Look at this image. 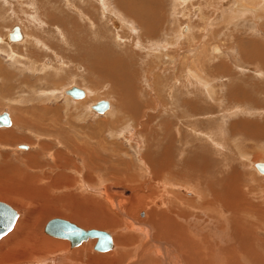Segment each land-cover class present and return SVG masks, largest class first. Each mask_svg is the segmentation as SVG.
Segmentation results:
<instances>
[{
  "label": "rangeland",
  "instance_id": "obj_1",
  "mask_svg": "<svg viewBox=\"0 0 264 264\" xmlns=\"http://www.w3.org/2000/svg\"><path fill=\"white\" fill-rule=\"evenodd\" d=\"M12 1L14 2L13 5L8 6L13 8L14 13L9 14L7 13L9 7L0 0V35L8 34V31L16 25H19L24 33L28 32V42L25 39V34L22 40L7 41V45L20 42L10 46L11 49L28 58V60L21 61L26 66L29 65L30 57L33 55V63L37 66L36 73H33L30 72L32 71L30 67L25 68L18 62L14 64L16 60L13 59L12 61L9 56L0 59V63L9 68L8 79L6 78L8 82L5 81L4 76H0V113L4 109H8L11 113V119H13L11 126L0 127L1 132L6 131L0 132L1 135L3 134L2 138L0 135V201L10 204L19 212L18 221L13 229L16 230L18 226L20 228L21 225L19 224L31 216L30 214H34L37 206H40L41 200L43 201V198H40L37 193L36 198L34 192L37 191L35 190H38V187L46 186L48 182L53 180L57 181L58 187L48 188V193L51 196L77 199L79 200L77 204L80 200L100 197L106 205L105 209L117 219V224L120 221L118 226H99L88 224V218L82 215H72L74 217L72 218L68 213L48 212L44 215L45 217L43 216L44 218L41 217V222L43 221V224L41 223L42 235L49 239L68 241L69 244L67 247L64 245L55 246L54 251L52 249L42 251L40 255H43L42 258L45 257L43 262H36L35 253L32 252L33 257L29 254L30 256H26L28 260H22L19 264H80V258L83 259L84 264H100V262L106 264L110 259H115L114 255L107 257V260L106 257L103 258V253L107 252L95 251L93 247L96 242L93 243L92 240H88V243L83 246L91 249L82 251V245H79L80 248L79 246L77 248L71 247L69 240L47 234L45 232L46 224L54 217L78 222L79 226L86 229L99 228L113 232L114 235L116 234L115 245H117L114 250L127 252L125 259L130 260V262L125 259V261L120 260L119 263L138 264L141 259L136 254L139 243L126 244L120 241V237L129 234H132V237L136 234L131 229L132 226L126 223L127 220L131 221L132 219L138 223H143L145 221L143 217H146L147 213L150 212V208H155L151 206L152 204L157 208H163L166 205L169 198L166 197L168 195L165 190L172 189L168 184L170 183L169 178L163 176L162 173L161 175L156 174L157 178H155L147 160L150 158L152 163L161 160L165 156V150L169 149V143L178 148L172 152L175 162L185 158V142L181 138L174 142L175 139L172 136L176 132V128L180 127L182 131L186 132H182L185 138L186 135L187 137L193 135L191 127L199 126L200 129H203L210 124V127H214L217 123L220 124L219 133H222V137H217L221 143L225 141L226 137H233L234 135L230 133L238 132L242 126L246 127V130L243 128L242 134L249 135L251 127H256V124L252 123L254 120V122L258 121L257 123H260L261 126L264 125V16H262L264 15L262 10L264 9V0H233L232 6L235 8L232 7V11H227L228 17L227 14L221 15L217 18L218 20H216L215 15L224 12L222 3L229 0H185V7H179V0H155L156 2L153 0V4L156 5H152L157 6V11L159 10L155 13H158L157 15L154 13L151 15V20L156 22L155 30H153L155 34L152 30L149 33L143 28L141 24L144 19L141 20V24L136 22L140 24L139 26L123 23L118 18L115 21L109 16L113 14V11L110 14L109 11L104 10L97 14L98 9L96 8V10L91 4L87 6H91L88 11L83 9V0H42L38 3V5L44 4L43 9H40L41 12H44L46 7L48 12L53 13L54 16L69 12L74 16L76 15L75 18L80 24L66 22L68 27L49 28L48 25L52 23L50 22L47 26H40L31 17L33 11L30 9L33 8L30 5L34 0ZM93 1L99 6L102 4L101 0ZM119 1L121 3L122 0ZM133 2L135 3V0ZM133 2H131V6L126 3V6L131 8L132 5L134 6ZM112 3H115L114 6L117 10H121L119 9L121 8L119 2L117 4L112 0ZM247 3H249L248 8ZM78 9L81 12H78ZM151 9L155 11L154 7ZM83 12H88L89 17H95L96 21L99 22L96 33L90 21L83 20ZM65 24L64 26H66ZM189 27L191 30L188 32L187 28L189 29ZM179 29L181 33L188 34L180 39L176 38ZM145 32L147 37L143 36L146 35ZM149 35L150 37H148ZM115 39L121 42H116ZM166 44H169L167 48L165 47ZM216 46H220L219 53H216ZM100 48L104 49L101 51ZM7 49L9 48L7 47ZM105 50L109 51L106 52ZM248 51L249 58L247 57ZM32 52L33 54H31ZM102 54L105 57L108 55L106 58L110 59L109 64L111 63L117 69L113 73H98L100 63L97 60ZM113 60L116 63L119 61L120 66L119 63L112 62ZM44 64L45 68L42 70ZM194 65L197 67L196 69ZM22 71H25L26 76ZM21 81H24L23 84ZM5 82L8 83L7 86ZM25 82L27 83L25 84ZM72 85L86 89L87 96L84 99L73 100L64 95L63 90ZM233 85L234 89L229 90V88H233ZM9 86L10 88H8ZM201 88H209L212 92L214 90L213 101L215 102L207 95L208 90L206 89L208 92L206 94L205 90ZM91 91L94 94H92L93 97L89 96ZM230 91L232 94L230 93L229 97ZM217 93H220L222 99ZM103 99L110 101L111 107L107 112L100 114L91 109L93 103ZM224 104L227 106H223ZM209 106H212L211 109ZM230 106L233 111L236 106L246 107V110L233 112L228 110L231 109ZM247 107L251 108L250 111L252 112H247L249 111ZM211 110L215 114L218 112V116L216 114L214 117L216 122L208 118L211 117L209 116L212 113ZM32 119H35V123ZM30 120L31 123H28ZM164 120L170 122L171 134L170 130L163 132ZM236 122L238 126L232 129L231 124L235 126ZM25 124H29L30 127ZM239 127L241 128L239 129ZM9 131L14 133L16 137L10 140L4 137L7 136L6 133H10ZM54 132H58L57 135ZM169 135L171 139L173 138L172 142L168 138ZM22 137L27 140H22ZM249 141L246 143L253 148H249L251 151L247 161L252 167H250V171V168L246 167H241L242 169L239 171L247 170L248 179L256 180L259 178L258 176H261L263 177L262 181H264V174L258 168L256 169L260 172L253 167L254 162L264 161V137L259 142L257 140V143L254 140ZM188 143L192 145L190 141ZM230 143L232 147L233 141L230 140ZM19 144H28L30 147L27 150L24 148L17 149ZM255 150L258 152L256 153ZM58 151H61V157L55 155ZM230 152V149L225 152L226 160L230 159ZM155 155L158 156L157 160ZM58 173L60 174L57 175ZM251 173H255V175ZM253 176L254 178H252ZM88 178L91 179L88 180ZM103 182L107 185H113L110 188L113 194L121 192L126 196H132L131 200H128L126 204L124 203L125 205L122 203L121 206L116 204L114 206L113 203L106 201V198L104 200V197L99 196V193L84 187V184H88L92 187L91 189L95 190ZM163 183L167 184L166 187ZM115 184L123 187L114 189ZM22 187L26 190L21 189ZM175 189L177 191L178 188ZM33 190L34 192H32ZM183 190L181 197H193L189 191ZM7 191L13 193L12 198L4 195ZM138 194L140 197H144L145 202L144 199L140 203L137 202L136 196ZM165 198L167 199L165 200ZM63 200L59 204L70 205L71 202L67 203ZM159 200L163 204H158ZM151 201L155 202L152 203ZM59 209L68 210L64 207ZM143 212L145 213L144 216L142 215ZM124 222L126 226L122 224ZM11 232L14 233L15 231L12 230ZM10 235V233L6 235L8 239L6 236H4L6 238L0 239V246L9 243ZM134 240L136 239L132 238L131 242ZM72 256L75 258L70 259ZM137 257L140 259L138 261L136 259V262L135 258ZM121 261L123 262L121 263ZM82 262L81 264H83ZM141 263L146 264L147 262H140L139 264Z\"/></svg>",
  "mask_w": 264,
  "mask_h": 264
},
{
  "label": "bare ground",
  "instance_id": "obj_2",
  "mask_svg": "<svg viewBox=\"0 0 264 264\" xmlns=\"http://www.w3.org/2000/svg\"><path fill=\"white\" fill-rule=\"evenodd\" d=\"M1 1L3 2V4L5 6H8V5L10 6V5H13V3H14L12 0H1ZM83 1H84V3L82 2L83 3L82 5L84 7L83 9H86L87 11H88V9L91 8V6H93L95 9L96 8L98 9V11H97L98 13L96 12L97 14H100L101 11H104V10L109 11L110 14L113 11L114 15L112 14L109 16L111 18H114L115 21H117V18H118V20H120L123 23L137 24L139 22L141 24V20L144 19L143 23L141 24L143 26V28L146 29V31H149V33L151 30H152V32H153V30H155L154 25L156 22H155V20H151V15H154L159 10L157 11V9H158L157 6H153V5H156V4H153V0L152 1L151 0H135V3L133 2V0H122L121 3L119 0L118 1L114 0L117 4L119 2V5L121 8H119V7L118 8L121 9L122 11L117 10L116 6H114L115 3L113 4L112 0L111 1L110 0H101L102 4L100 3L101 4L100 6H99V4H95V2L93 0H83ZM149 1H151V3H149ZM39 2H42V0H34L30 5L33 9H30V10L33 11V14L31 15V17L33 19H35L34 21H36L40 26H44V25L47 26V24L50 22H52L56 25H53L51 23L50 25H48L49 28L50 27H52V28L68 27L67 24H65L66 22H69L71 24H78V21L75 18L76 15L74 16V14H71L69 12H65L62 15L54 16L53 13L48 12L47 7L45 8L44 12H41L40 9H43L44 4L42 3V5H38ZM131 2L134 3V6L132 5L131 8L126 6L127 5L126 3H129L131 6V4H132ZM232 2H233V0H229L225 3H222L223 4L222 7H223L224 12L223 13L219 12L218 14H216L215 15L216 20H218L217 18L220 17L221 15H226L227 11L230 12V11H232L231 9L235 8L232 6V4H233ZM245 2H243V3H245ZM178 3H179V7L180 6H184V7L186 6L185 0H179ZM206 3H208V2H206ZM235 3H234V6H235ZM90 4H91V6L87 7ZM150 5L152 6L151 8L154 7L155 11H153L149 7ZM248 5H249V3H247V8H248ZM103 7H104V9H103ZM184 7H182V8L184 9ZM132 8H134V9H132ZM253 9H254V7H253ZM238 10H240V9H238ZM262 10L264 11V9H262ZM160 11H162V10H160ZM259 11H258V13H259ZM78 12H81V10L78 9ZM7 13H9V14L14 13L13 8L9 7ZM94 13H95V10H94ZM157 14H155V15H157ZM78 15H80V14H78ZM256 15H258V14H256ZM262 16H264V15H262ZM227 17H228V14H227ZM82 18H83V20H89L90 21V24L96 33L97 29H98L97 26L99 25V22L96 21V18L95 17H89L88 12H83ZM260 18H262V17H260ZM79 22H80V20H79ZM64 24L66 26H64ZM140 24H137V25L139 26ZM59 25H61V26H59ZM124 25L126 26V24H124ZM15 28H19V32L21 33V38H19V39H12L11 38V32H13ZM187 30L189 32L191 30L190 27H189V29L187 28ZM60 33H62V32L60 31ZM25 34H26L25 39L28 42L29 41L28 32L24 33V31L21 30V27L19 25H16L12 28V30L8 31V34L3 33L2 35H0V59H2L4 56H6V57L9 56V58H12V61H13V59L16 60V63H14V64H17V62H18V64L25 66V68L30 67L32 69V71H30V72L36 73L35 69L37 68V66H35L33 63V60H32L33 55L30 57L29 65L26 66V64L25 63L22 64L21 61L22 60L23 61L28 60V58L24 57L22 54H17L15 51H13L11 49L10 46H12L14 44H18L20 42H15L12 44L9 43L7 45V41L14 42L17 40H22L25 37ZM145 34L146 35H143V36L147 37L146 32H145ZM185 34H188V33H185ZM185 34H184V32L181 33V31L179 29V32L176 33V38L180 39L182 37H185ZM148 37H150V35ZM116 42H121V41L116 40ZM80 45H83V44L80 43ZM166 45L167 46H165V47L167 48L169 46V44H166ZM7 47L9 49H7ZM100 49L102 51V49H104V48H100ZM100 49H99V51H100ZM109 50H105V51L107 52ZM219 50H221L220 46H216V53H219L220 52ZM23 52H25V51L23 50ZM31 54H33V52ZM248 54H249V51L247 52V57H248ZM103 55L104 54H102V56L97 60V62L100 63V66H98L99 67L98 73H101V72H104L105 74H107L108 72L113 73V71H115V69H116L115 66L111 65V63L109 64L110 59L106 58L108 55L105 54L106 57ZM112 62H115V61L113 60ZM118 63H119V61H118ZM118 63H116V64H118ZM195 64H197V63H195ZM118 65L120 66V63ZM123 67H121V68H123ZM197 67H199V65ZM197 67L195 66L194 68L196 69ZM44 68H45V64H44V67L42 70H44ZM121 68H119V69H121ZM196 71H198V70H196ZM199 71H201V70H199ZM8 73H9V68L4 66L2 63H0V76L1 75H2V77L4 76L5 81H7V82H8V80H7L8 79ZM18 73H19V71H18ZM22 73L24 74L25 71H22ZM192 73H191V75H193ZM24 76H26V75L24 74ZM120 78H121V76H120ZM122 79H124V78H122ZM25 80H26V78H25ZM192 80H193V77H192ZM7 82H5L6 86L8 84ZM23 82L21 84H23ZM26 83L27 82H25V84ZM17 85H18V83H17ZM10 86L8 88H10ZM74 86H77V85H72V86H69L67 88L69 89V88H72ZM77 87H79V86H77ZM67 88H65L63 90V94L68 96V97H71V99H73V100L84 99L87 96V90L82 88V87H79L80 89L84 90V95L82 97L71 96L70 94L67 93V90H68ZM201 89H204L206 94L209 92L207 95L213 101L215 91L213 90V92H212L209 90V88H201ZM206 89L208 90V92L206 91ZM232 89H234V85H233V88H229V90H232ZM220 93H217V94L221 98L222 96L220 95ZM230 93H231V91L228 93L229 97H230ZM92 94H93L92 91L89 92V96L93 97L94 94L93 95ZM248 96H249V94H248ZM159 97H160V95H159ZM0 98H1V96H0ZM4 98H6V97H4ZM234 99H233V101H235ZM92 100H94V99L92 98ZM223 100H224V97H223ZM230 100H232V98H230ZM213 102H215V101H213ZM257 103H258V101H257ZM191 104H190V106H191ZM92 105H91V109H93ZM225 105L226 104H224L223 106H225ZM86 106H88V105L86 104ZM110 107L111 106H110V101H109V108L105 112H107L110 109ZM195 107H197V106H195ZM211 107H210V109H211ZM127 108H130V106H127ZM206 108H208V107H206ZM247 108L249 109V111H247V112H252V111H250L251 108H249V107H247ZM84 109H86V108L84 107ZM228 110L233 111V108L231 107V109H228ZM243 110H246V107L244 108L241 106H236L233 112H235V111L241 112ZM5 111H7L9 113L8 109H4L1 113L5 112ZM207 111L209 112V110H207ZM222 111H225V110H222ZM98 113H100V112H98ZM10 114L11 113H9V116H10ZM100 114H103V113H100ZM197 114H199V113H197ZM214 114H215V112L212 111V113L209 114V116H211V117H208V118H211L212 120H214V117H216V114L218 116V112H216L215 115ZM193 115H196V114H193ZM204 115H206V114H204ZM212 116H213V118H212ZM179 117H180V115H179ZM10 118H11V116H10ZM17 119H19V118H17ZM12 120L13 119H11V122H12L11 125L13 124ZM34 120H33V123H35ZM26 121H27V119H26ZM243 121H245V120H243ZM254 121L253 122L251 121V122L253 124H256V127H253V126L251 127V131H250L249 135L242 134L244 129L246 130V127L242 126V128L239 127V129L241 128L240 130L237 129V130H239L238 132L230 133V134L234 135L233 137H231V138L226 137L225 141H223L221 143L219 142V139L217 138V137H222V133L221 134L219 133L220 132V129H219L220 124L215 123L214 127H210V125H211L210 124L207 128L203 127V129H200L199 126H196V128L191 127V130L193 131V135L190 137H187V135H186L185 138H184V135L182 134V132H185V131H182V129H180V127L179 128L177 127L176 132L172 136L175 139L174 142L179 141L178 138H181L182 141L185 142L184 143L186 145V151H185L186 156H185V158L180 159L179 161H176V162L174 161V153L172 154V152L176 151L177 147H175V145L172 143H169V146H168L169 149L165 150V152H164L165 156L162 157L160 155L162 157V159L161 158H160L161 160L158 159L159 160L158 162L153 161V163H152L151 162L152 160H150V158H149V160H147L148 157H146L147 162L151 166V169H152L151 171H153V173L155 174L154 175L155 178H157L156 174H158V175H161V173H162V175L164 174L163 176H167L166 178H169L170 183H168V184L172 189L169 191L165 190V193L168 195L166 197H168L169 199H168V201H166V205L163 208H160V207L157 208L155 205L153 206V204H152L151 206L155 207V208L154 209L150 208L151 209V210L149 209L150 212L147 209V211L149 213H147L146 217H143L145 220L143 223H138L132 219H131V221L129 220L130 222L128 220H127L128 222L126 221V223L129 226L130 225L132 226V228L131 227L130 228L132 230H134L133 232L136 234H134L131 237L132 234L128 233L130 236L124 235L122 238L120 237V241H123V243H126V244H128V243L130 244V243H134V242H135V244L139 243L138 244L139 248L138 247H136V248H138L141 252L138 249H136L138 251V253H136V254H138L141 257V259H140V257H137V258H135V261H136V259H137V261L140 259V261H138L139 263L140 262H147L148 264H161V263L162 264H264V181H262L263 177L258 176L259 178H257L256 180L253 179L254 180L253 181L251 179H248L247 170L239 171L240 169H242L241 167H246L248 169L250 167H252V166H250V163L247 161L248 160L247 157H248V155L250 156L249 152L251 150H249V148L252 149L253 147H250V145L246 142H248V140H250V141L254 140V142L257 143V140L259 142V140L262 137H264L263 136L264 135V125L262 124V126H261L260 123H257L258 121H256V122H254ZM218 122H219V120H218ZM18 123H20V122H18ZM28 123H31V120ZM181 123H182V121H181ZM246 123H248V122H246ZM182 124H184V123H182ZM11 125H9V126H11ZM28 125H26V126H28ZM162 125H163L162 128L164 129V130L162 129L163 132L165 133L167 130H170V134H171L170 122L164 120ZM231 126H232V129H234L236 126H238V123L236 122L235 126H234V124H231ZM0 127H6V126H0ZM29 127H30V125H29ZM37 127H35V128L37 129ZM200 127H202V126H200ZM61 129H60V131L62 132ZM132 130H134V129H132ZM4 132H6V131H4ZM58 132H59V130H58ZM57 133H55V134L57 135ZM240 133H241V136H240ZM247 133H248V131H247ZM6 135L7 136H4V137H7L9 140L11 138L16 137V136H14L15 134L11 133V132L9 134L6 133ZM45 135H46V133H45ZM47 135H49V134H47ZM2 136H3V134L1 135V138H2ZM59 136L61 137V135H59ZM168 138L170 140L171 136L169 135ZM4 139H6V138H4ZM172 139L170 140L171 142H172ZM22 140H27V139L23 138ZM73 140H74V137H73ZM192 140H194V141H192ZM230 140L233 141V143H234L232 147H231ZM189 141L192 143V145H190L188 143ZM66 142H63V143L65 144ZM60 143H62V142L60 141ZM19 145H17L18 147L16 146L17 149L20 148ZM26 145H27V148L30 147L28 144H26ZM69 146H67V148H69ZM259 146H260V144H259ZM27 148H25V149L27 150ZM227 149L228 150L230 149V151H231L230 152L231 155H230L229 160L225 159V152L227 151ZM255 152L257 153L258 151L255 150ZM84 154H85V152H84ZM228 154H229V152H228ZM55 155L57 157L58 156L61 157V155H62L61 151L56 152ZM171 156H172V158H171ZM157 157L158 156H156V160H157ZM82 158H83V156H82ZM88 159H89V155H88ZM84 160H85V158H84ZM89 161H90V159H89ZM257 162H264V161L261 160V161H257ZM42 166H43V164H42ZM253 167L255 169L257 168L255 162L253 163ZM250 170H251V168L249 169V171ZM256 170L258 172H260L258 169H256ZM178 171H180V172H178ZM261 173H263V172H261ZM59 174L60 173H58L57 175H59ZM251 174H253V173H251ZM253 175H255V173ZM252 178H254V176ZM90 179L88 178V180H90ZM130 179H132V178H130ZM161 179H162V177H161ZM33 180H34V178H33ZM153 181H155V180H153ZM166 182H167V180H166ZM103 183L100 185V187L95 188V190L91 189L92 187L89 186L88 184H84V187L87 190H92L96 193H99L100 194L99 196L104 197V200L106 198V201H108L109 203H113L114 206H116V205L121 206L122 203L126 204L128 202V200H131L130 198H132V196L131 197L126 196V194H124V193L117 192V194H113L110 190L111 186H113V185H107L105 183L103 185ZM163 185L166 187L167 184L163 183ZM13 186H14V184H13ZM114 186H115L114 189L117 187H123V186H120L118 184H115ZM9 187H10V185H9ZM49 187H51V188L58 187L57 181L53 180V181L48 182V184L44 187L43 186L40 188L38 187V190H35L37 192H34V190L32 191V192H34L35 195L37 193L40 198H43V201L41 200L40 206H37L38 208L36 207L37 209L35 211L33 210L34 214L29 213L31 216L27 217L24 220V222H22V224H19L21 226H20V228H19V226L17 227V229L19 228L18 230L12 229L15 232L14 233L11 232L12 230L9 232L11 234L10 240L8 241L9 243L6 242L8 239V236H6V235H8L9 233H7L5 235L7 237V239L5 241V243H7V245L5 244V246L4 245L3 246L1 245L2 247L0 246V264H19L22 260L26 259V261H27L28 259L26 258V256H28L32 252L35 253L36 262H43L45 257L42 258L43 255H40L42 253V251H48L50 249H52V251H54L53 248L55 246H60V245H64L65 247H67V245L69 244L68 241H58V240H55L52 238L49 239V238H45L42 235L41 230L43 228L41 227V223L43 221L41 222V220H42L41 217L44 218L45 217L44 215H46L48 212L50 213L51 211L55 212V213H62V214L68 213V215L70 214L72 218H74L72 215H74V216L75 215H82L83 217L88 218L87 219L88 224H94V225H99V226H110V227L114 226V225H117V226L120 225V221H119V224H117V219L114 216H112L109 213V211H107L105 209L106 205L102 201L103 200L102 198L97 197V199H90V200L87 199V200H83V201L80 200V202L77 204V202L79 201L77 199L73 200V199H69V198H58V197L51 196L48 193ZM175 188H178L179 190L177 189V191H175L176 190ZM21 189H25V188L22 187ZM183 189H185L186 191H189L193 195V197L192 198L191 197H189V198L181 197L182 196L181 191H184ZM9 190H10V188H9ZM128 190H129V188H128ZM156 190H157V188H156ZM102 193H104V194H102ZM4 195L6 197H9V198L13 197V193L11 191H9V192L7 191L6 194H4ZM17 195H19V194H17ZM38 195H36V198ZM15 196H16V194H15ZM143 199H144V197H140L139 194L136 196V200L138 203L143 201ZM166 199L167 198H165V200ZM62 200L64 202H67V203L71 202V203H70V205L59 204V203H61ZM32 202H33V200H32ZM144 202H145V199H144ZM153 202H155V201H153ZM159 203L163 204V202L161 200L158 201V204ZM141 204H140V206H141ZM60 207H64L68 210L59 209ZM145 209H146V206H145ZM18 214H19V212H18ZM142 215L144 216L145 213L143 212ZM138 217H140V216H138ZM18 218H19V215H18ZM18 218H17L15 224L17 223ZM146 220H147V222H146ZM71 222H73V221H71ZM73 223H75V222H73ZM77 223H75V224L78 225ZM126 223L124 222L122 224H125V226H126ZM129 226H128V228H129ZM13 228H15V225ZM81 228H83V227H81ZM83 229H86V228L84 227ZM91 229H99V228H91ZM99 230H103V229H99ZM105 231L109 232L108 230H105ZM109 233L111 234L112 239H113V247L111 249L106 250V251H98L95 249V246L93 248L95 251H98V252H107V253H103L104 255H102L103 258L106 257V260H107V257H109V256H112V255L115 256V259L114 258L110 259V261L107 262L106 264H120L119 261L124 260L127 257V252L126 253H124V251L119 252L120 250L118 252H116L114 250L115 247L117 246V245H115V241H116L115 235L116 234L114 235L113 232H109ZM47 234H49V233H47ZM50 236H53V235H50ZM6 237H4V238H6ZM53 237H56V236H53ZM57 238H60V237H57ZM132 238H135L136 240L131 242ZM62 239H67V238H62ZM96 239L97 238H88V239L83 240L80 244H78L76 246L71 245V247L77 248V246L82 245V247L79 246V248L81 247V248H83L82 251H86V250H89L91 248H87V247L84 248L83 247L84 244L88 243V240H90V241L92 240L93 243L94 242L97 243ZM67 240H69V239H67ZM70 243H71V241H70ZM91 246H93V245L91 244ZM121 249H123V248H121ZM91 253H93V252H91ZM77 254H79V253H77ZM31 256L33 257L32 254H31ZM71 258L74 259L75 256L70 257V259ZM30 259H31V257H30ZM51 259H53V258H51ZM51 259H48V260H51ZM78 259H79V257H78ZM132 259H133V256H132ZM125 260H128V258ZM79 261H80L79 263L81 264L83 259L81 260V258H80ZM128 261L130 262V260H128ZM89 262H91V261H89ZM122 262L123 261H121V263ZM133 262H134V259H133ZM100 264H105V263L100 262ZM123 264H124V262H123ZM125 264H127V263H125ZM133 264H136V263H133Z\"/></svg>",
  "mask_w": 264,
  "mask_h": 264
},
{
  "label": "water",
  "instance_id": "obj_3",
  "mask_svg": "<svg viewBox=\"0 0 264 264\" xmlns=\"http://www.w3.org/2000/svg\"><path fill=\"white\" fill-rule=\"evenodd\" d=\"M12 39L21 38L19 28H15L11 32ZM67 93L74 97H82L84 90L77 86L69 88ZM92 108L97 112L104 113L109 108L108 100H99L92 105ZM11 118L7 111L0 114V126L11 125ZM20 148H27L26 144H20ZM256 167L264 173V162H256ZM18 212L11 207L8 203L0 201V239L9 233L18 218ZM45 231L50 235L67 238L71 241L72 246L80 244L83 240L88 238H97L95 249L98 251H106L113 247V239L109 232L99 229H83L75 223L61 218L54 217L47 222Z\"/></svg>",
  "mask_w": 264,
  "mask_h": 264
}]
</instances>
